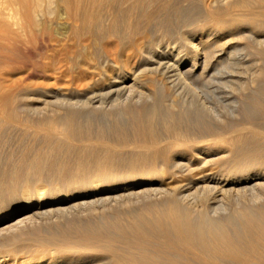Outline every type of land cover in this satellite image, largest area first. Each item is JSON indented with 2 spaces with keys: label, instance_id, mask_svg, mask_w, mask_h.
<instances>
[{
  "label": "bare ground",
  "instance_id": "bare-ground-1",
  "mask_svg": "<svg viewBox=\"0 0 264 264\" xmlns=\"http://www.w3.org/2000/svg\"><path fill=\"white\" fill-rule=\"evenodd\" d=\"M169 2L0 0V56L4 55L5 61L12 58L16 65L20 63L19 67H23L24 61L35 54L34 48L47 52L51 49L49 46L57 42L61 45L60 54L72 62L62 69L61 65L53 66V61L59 57H48L53 61L40 63L43 71L52 70L54 73L61 68V73L56 74L65 77L76 68L80 69L82 77L90 79L86 89L87 103L82 104L85 108L80 107L82 102L79 99L77 103L70 99L75 97L73 88L68 92L53 90L50 95L55 100L40 97L41 102L37 104L25 102L20 105L19 99L24 100L27 96L22 80L27 74L34 73L28 71L14 80L9 70L0 66V219H6L4 226L0 225V249L21 241L23 237L24 232L10 234L8 227L12 226V229L13 225L16 226L14 223L33 219L34 215L54 213L59 218L62 215L60 225H63L56 228V232L55 228L52 229L57 236H62L61 241H54L55 237L53 241L48 239L50 236H45L46 233L44 238L40 235L38 241L39 246L49 248L51 245L52 250L57 248L60 254H53L49 249L53 255L38 256L30 261L29 254L25 253L27 250L9 248L7 255L14 260L21 258L22 264H85L82 263L84 258L97 255L94 263L104 264L99 252H110L111 264H264V209L257 211L243 198L249 192L256 201L264 194V181L253 180L264 177V144L258 140L264 138L261 121L256 123L249 119L233 127L226 126L227 123L226 127L220 126L222 124H216V121L200 124L201 120L184 125V118L182 124L181 114L175 112L158 119V104L155 101L148 103L151 96L149 100L146 97L151 95L147 85L154 80L160 85L165 82L169 85L168 81L174 86L179 83L184 86L190 80L211 77L224 54L230 53L229 48L212 44L220 34L214 27L226 31L232 24L264 28L261 16L264 14V0H210V15L215 17L210 16L213 19L207 22L208 29L191 33L193 37L189 40L188 52L176 45L162 46L154 41L159 44L155 47L151 43V22L161 18L160 10ZM59 11L64 13L60 17L66 18L69 25L55 36L49 20ZM221 13L223 18H216ZM198 34L207 37L197 42L195 37ZM260 49L264 54V46ZM188 61H191L190 66H186ZM108 103L118 106V117L124 115L126 119H119L121 122L115 119L116 123L109 125L105 124L106 121H96L92 114L93 119L89 114V117L83 115L86 119L82 116L88 107L84 104L91 107L90 112H95L108 109ZM260 104L264 109V103L261 101ZM107 109L105 112L109 113L110 108ZM223 142L232 148L230 158L236 163L233 165L237 170L235 179L247 181L246 187H241L246 189L244 191L235 180L226 178L229 176L224 175L226 172L224 177L216 175L214 171L217 170H205L207 162L219 152ZM226 155L227 152L223 156ZM176 170L196 172V176L187 182L184 177L178 187L176 183L173 187L166 181V174L170 172L172 176ZM179 177L182 179L181 175ZM49 195L58 199L54 203H51L53 200L47 202L46 196L47 200L51 199ZM231 195L238 200L232 203L235 204L233 210L228 215L227 211L226 216L219 214L225 209L222 208L223 200ZM201 196L204 200L201 199L203 203L198 206ZM242 198L245 201H241ZM124 199L132 204L151 202L136 208ZM26 200L29 201L25 207ZM124 202L133 208L123 213L116 209L118 213L113 214L108 210V214L99 215V220L89 219V216L88 219L80 217L61 221L95 205L110 203V208L112 204ZM36 220L38 222V218ZM39 220L42 224L48 221ZM55 226L58 227V223ZM116 242L128 247L121 251L114 247ZM5 257L0 255V264L7 263L8 257Z\"/></svg>",
  "mask_w": 264,
  "mask_h": 264
},
{
  "label": "rangeland",
  "instance_id": "rangeland-1",
  "mask_svg": "<svg viewBox=\"0 0 264 264\" xmlns=\"http://www.w3.org/2000/svg\"><path fill=\"white\" fill-rule=\"evenodd\" d=\"M208 4H209V6H208ZM167 7L160 10L159 18L161 17L162 19L161 18L158 20L156 19L155 22H154V20L151 22V27H152L151 39L153 41V42L151 41V43H153L155 47H158L159 44L162 46L166 45V44L172 45V46L176 45L180 49H183L184 51L188 52V51H190V46H188L190 43L189 40H191L193 37V34H191V33L194 30H199V29H203V28H204V30L208 29L207 28V26H208L207 22H211L210 20H212L215 17L213 15H210V12L212 11V10H210L212 8L210 0H170L169 5ZM254 9L260 10L259 8H254ZM60 11L63 12L62 10H60ZM60 11L56 12V15H54L55 17H52L51 20H49V21H51L50 22L51 26L48 23L49 26L51 27V29L52 28L54 29V30L52 29V31L54 32L53 35H55V36H58L60 31L65 30L67 28V26L69 25V22L67 23L66 18H64L62 16L60 17L61 14H64V13H60ZM260 11H262V9ZM58 13H60V14H58ZM57 15H59L60 18L59 17L58 18L60 20L57 18ZM210 16H213V18ZM223 16H224V14L221 13L219 15H216V18H219V17L223 18ZM261 16H262V18H264V14ZM59 22H61L60 25H59ZM65 22L67 23V25H65L66 24ZM152 24H154V26ZM231 26L232 27L227 31L222 30L219 27H214L215 30H217L218 33H220V34H219V36H217L213 39L212 44H216V46H218L220 48L221 47H227V48H229L228 50L230 51V53H229V55L224 54L223 60H221L219 65H217L216 69L213 70L214 73L211 77L210 76H205V78L203 77L205 81L203 80V78H200L199 80L197 79L194 81L190 80L191 82L189 81L190 83L188 82L189 84L187 83L186 85L184 83V86H183V83H181V84L179 83L176 86H174L171 83H169L168 81H167V83L169 85H167L166 82L164 83V85H162V84L160 85L159 81L157 82L155 80L154 81L151 80L152 81L151 84L147 85V90L149 92L151 90V93H150L151 95L146 96V97H148L147 98L148 100L151 98V100H149L148 103L151 101V104H152L155 101V103L158 104V107L160 109L159 110L160 117L157 116L158 119L161 118V116H163V115H164V117H166L167 114L169 115V113L175 112L177 115H178V113H179V115L181 114L180 115V119H182L181 123L183 124L185 121L184 125H188V123H190L189 125H193L198 120H201V121H199L200 124H205V123H209V122H213V123L217 122L216 124H219V123L222 124V125L219 124L220 126L233 127V126L238 125L239 123L241 124L245 120L250 119V120L256 121V123L258 121L259 122L261 121L259 124L262 123L261 125L264 127V123H263L264 122V109L262 107L263 105L260 104L261 101L264 103V54H261L262 52L260 49V47L264 46V41H261V39L263 40V38H264V28H259V27H255V26H248L246 24L245 25L244 24H232ZM155 27H156V30H155ZM157 27L158 28L160 27L161 30H160V28L158 29ZM162 27H164V29H167V30H164ZM162 30L165 31V32H162L163 34L160 32ZM219 30H221V32ZM206 37L207 36H202L201 34H198V36L195 37V40L198 42L200 40L206 39ZM154 41H156L159 44L155 43ZM71 42H73V41H71ZM54 44L52 47L49 46V48H51V49H47V52H46V49L44 50L46 53H42V52H44L43 50L36 51L35 48L34 49L32 48L35 51L34 52L35 54L33 56H31L30 59L28 57L26 59V62L24 61L25 64L22 63V65L24 64L23 67H19V66H21L20 63H19V65H16L17 63L14 62L15 60H13L12 58H6L7 60L8 59H10V60L5 61L4 55L2 57L0 56V60H1L0 63L2 64V65L0 64V66L1 67L3 66L4 68L8 69L9 74H11V76L12 75L14 76V77L12 76L14 78V80L18 79L21 75L23 77L26 74V72L28 73V71L29 72L32 71L34 73V74L29 73L26 75L25 78H23V80H22L23 85L26 87L25 88L23 86L25 88L24 91H25V93L27 92L26 94L25 93L24 94L27 96H26V98H24V100L19 99L18 104L21 105V104H24L26 102V104L30 103V104L34 105V104H37L38 102H41L40 101L41 98H45V97H47V99H49V100H51V99L55 100L56 98L54 96L50 95V94H52L51 92L53 90H58L61 92H63V91L68 92L71 88H73L76 90L75 92H72L75 97L70 98V99L76 101V103L79 99L82 103L79 104V102H80L79 101L78 104L80 105V107L82 106L83 108H85L82 104H83V102L87 103L86 89H88V87L90 85V83H89L90 79H89V77H85V76L82 77V75L79 73L80 69L76 70V68L73 70V72H75V73L71 72L68 75H66L65 77L63 76L64 74L61 75L60 74L61 68L64 69L66 67V65H68L72 61H67L65 56L60 54L61 51H59V48H61V45H59L57 42H55ZM51 50H52V52H51ZM99 53H100V50L97 51V56H99ZM46 56H47V59H46ZM48 57H52V59H53V57L54 58L59 57L60 60L57 58L58 60L56 59V61H53L51 59H48ZM61 57L64 60H62ZM2 58H3V60H2ZM75 59L76 58H74V62H76ZM96 59L98 60V57ZM50 60L54 62L53 66L58 65L56 67H60V65H61V68H59L57 70V72L53 73L52 70H48L49 72L52 71V73L51 72L49 73L48 71L47 72L43 71L42 67L40 66V65H42L40 63H44L45 61L47 63ZM61 60H62V62H61ZM190 64H191V61H188L186 66H190ZM31 65H33V66H31ZM64 65H65V67H64ZM16 66H18L19 68ZM58 72H60L59 73L60 75L56 74ZM28 75H30V76H28ZM71 75H73L72 79H71ZM58 76H59V78H58ZM206 78H208V79H206ZM66 80H68V81H66ZM68 83H70V84H68ZM162 86H165L164 87L165 89ZM160 88L161 89L163 88L164 90L163 89L161 90ZM29 96H30V98H29ZM149 96H151V97L149 98ZM146 97H145V99H146ZM258 98L260 100H258ZM190 100L192 101L191 103H190ZM144 101H145V104H147V100H144ZM201 101H203V102H201ZM60 103H62V102H60ZM63 103H65V102H63ZM202 103H204L205 105ZM112 104H114V103H112ZM84 105L86 107L88 106L86 108V111H89V113L88 112L86 113V111L83 110L82 116L86 115L87 117H89V115L91 116V114H92V116L95 118L96 121L99 119L98 122L102 121L104 123V121H106L105 124L108 123L109 125H111V123L114 124L118 121L121 122V120H119V119H122V121H124L123 119H126L124 117V115H122V114H121L122 118L118 117L119 116V114H118L119 108H117L118 107L117 104H116L117 107H115L114 105H113L114 106L113 107V106H110L111 102H110V105L108 103L109 107L108 106L107 107H108V109L110 108V110H109L110 114L108 112H105V110L107 108L103 111H100V110H96L95 112L92 111L94 114L96 113L95 116L92 112H90L91 107H89V105H87V104H84ZM205 106H207V107H205ZM189 109H190V111H189ZM232 109H234V111H232ZM84 111H85V113H84ZM105 113H107V115ZM207 113H209V114H207ZM97 115H98V117H97ZM105 115L107 116V118ZM110 115H111V119H113V120L109 119ZM86 116H83V117H85L84 119L87 118ZM92 116H91V118H92ZM100 117H101V119H100ZM182 117L184 118V121H183ZM200 118H202V119H200ZM115 119H116V122H115ZM188 119H190V120L192 119V120L190 122H188L189 121ZM158 121H160V120H158ZM226 123H227V125H226ZM245 131L248 132L249 130L246 129ZM263 139L264 138H262V137L258 138V140L261 144H264ZM226 147H228L229 149H227ZM229 151H230V153H229ZM226 152H227L228 156L227 155L223 156V155H225ZM231 154H232V148L228 145V143L223 142L222 147L220 148L219 152L216 155L211 156L212 159H210V161L207 162V165H209V166H207L205 164L206 165L205 170L208 171L209 168H210L209 169L210 172H211V169H212V172L214 170H217V172L214 171V173H216V175H218V176L229 175L227 177L226 176H224V177L229 178V180H231V181L235 180L237 186H239L240 189H242L241 191H244L246 189L241 188V187H244L247 184V181H239V179H235V178H237V176H236L237 170L234 168L236 163L234 162V160L232 158H230ZM230 164H231V166H229ZM255 170H257V169H255ZM230 171L233 173H231ZM177 172L180 174H178ZM184 172L185 173H183L182 171L179 172V170H176L175 173H173V175H172L174 177H172L171 176L172 173L169 172L166 174V176H167L166 181L167 182L169 181L170 185L172 184V186L173 185L175 186V183H176V185L177 184L180 185L179 183L180 182L182 183L185 179L186 180L184 182H187V180L189 178L196 176V172L194 174L193 173L191 174V172L190 171L188 172V170H185ZM224 172H226V173L223 175ZM169 174H170V176H168ZM184 174H185V176H184ZM180 175H181V178L183 180L179 179ZM198 175H199V173H198ZM188 176H190V177H188ZM184 177H185V179H184ZM263 179H264V177L262 176L260 178H254L253 180L264 181ZM237 180L239 181V183H237L238 182ZM178 185H177V187H178ZM247 194H248L247 196L249 198L247 196L243 197V198H246L248 201H250L249 204L251 206H255L257 211H258V209L260 210V208L264 209V198H262L264 196V194L262 197H260V199L256 198L255 199L256 201H254V199H252V196H251V194H249V192ZM233 196H235V195H231L232 198L230 196L226 197L225 198L226 200L224 199L225 201L223 200L224 206L222 208L223 209L225 208V209L222 210L219 214L222 213L221 215L224 214V216H226L225 214L227 213V211H229L227 213V215H228L233 210L232 205L235 206V204H232V203H234V200L236 199V196H235V198ZM49 197L51 198V199H48L49 201L47 200V196H46L45 200L47 202H51L53 200L51 203H54V200L56 201V199H58L56 196L51 197L49 195L48 198ZM203 198H204V196L202 198H200V197L198 198V202H199V203L197 202L198 206L202 205V203H203L202 200H204ZM243 198L240 200L245 201V200H243ZM227 200H228L229 204L227 203ZM26 201L23 203L25 205V207H26V205H28L29 200L27 201V203H26ZM124 201L126 202L127 199H124ZM147 201H150V200H147ZM147 201L139 202V203H135V204L134 203L132 204L129 201H127V202H129L132 206L136 205L135 207L138 208L137 206H141V204H143ZM235 201L237 202L238 200H235ZM251 201H252V203H251ZM125 202H124V204L123 203H118V205L114 204V206H119L116 208L113 206V204H112L113 207L111 206L109 208L108 206H110V203L105 204L103 206L102 205H99V206L95 205L94 207L95 208L97 207V209H94V207L92 209L87 208L86 210L77 212V213H80V215L79 214L77 215V213H74L75 215H73V217H72L71 216L72 214H70L67 217H65L64 219L62 218L61 221L64 222V221H69V220H75V219H78L80 217L81 218L87 217L86 219H88L89 216H90L89 219L92 218V220H97L98 217L100 218V216L102 215L103 212H105V213L107 212L106 214H108V212L110 211L111 213L109 212V214H113V212L115 213V211L117 209L118 211L121 210V212L123 213V211L125 212V211L133 208V207L129 208L130 207L129 203L125 204ZM200 203H201V205H199ZM119 204H121V205H119ZM106 205H107V211H106ZM225 205L226 206L229 205V206H231V208L229 209L228 206L226 208ZM259 206H261V207H259ZM104 208H105V210H103ZM25 210H27V208ZM90 210L92 212H90ZM225 210H226V212H225ZM261 211H263V210H261ZM22 213L26 214V212H22ZM81 213H83V214H81ZM89 213H90V215H89ZM197 213H199V212H197ZM46 215H48V217H46ZM37 216H39V217H37ZM51 217H52V219H51ZM61 217H62V215H60V218ZM37 218H38V222L36 220ZM39 218L41 220H44V221L48 220V221H47V223L43 222V224H42V221H40ZM60 218H59V215L56 214V216H55L54 213H51V215L45 214V216L44 215L43 216L42 215H34L33 219L28 218L29 219V220L27 219L28 221L25 220L22 222L14 223V224H16V226L13 225L14 228H12V229H10L12 226L8 227L9 229L7 228L8 229L7 231H9V233L10 232L14 233L16 231L24 232L23 233L24 235L22 234V236H23L22 239H24V240L21 239V241H19V242L17 241L13 245H6V246L2 247L0 249V253H1L0 255L6 256L5 258L8 257V259L6 260L8 264H19V263L22 264L21 258H17L16 260H14L13 257H11V255L10 256L7 255V251L10 250L11 248H17L20 251H22V250L26 251L27 250L25 253L29 254L28 258L30 261H32L33 259L35 260V258L38 256H43V255L50 256L53 254H60L61 251L59 249L53 247L55 249V252H54V249L52 250V248L50 247L51 245L48 248L47 245H46V247H43L40 245L41 246L40 247L38 244V241L40 240L41 236H43V238H44L46 235L50 236V237H47L48 239H52L55 237L54 241L57 239H59V241H61L62 236L58 235L59 236L58 237L57 234H55V232L57 231L56 228L59 229V227L61 228L63 226V225H60V224H62V223H60ZM32 220H33V222H32ZM31 222H32V224H31ZM56 222L59 225L58 227L55 226V225H57ZM5 223H6V219H0L1 227H2V224L4 226ZM33 224H34V226H33ZM37 225H39V226H37ZM31 226H33V227H31ZM41 227H43V228H41ZM53 228H55V229H53ZM40 229H41V231H40ZM52 229L55 232H53ZM66 230L68 231V229H66ZM5 232H6V229H5ZM51 232H53V233H51ZM44 233H46L45 236H44ZM4 234L7 235L8 232H6ZM51 235H53V236H51ZM37 236L38 237L40 236V237L38 238ZM34 237H37V238H34ZM30 238H31V240H32V238H34L35 241L37 239V242H35L34 240L33 241L29 240ZM52 241H53V239H52ZM31 242H33L35 244H32ZM28 243L32 244V245L29 244V246L31 247V250H30L31 253H30V251H28L29 248H27ZM121 243L116 242L114 247L116 246L121 251H122V248L126 249L128 247V246L121 244ZM119 245L121 248L119 247ZM9 246H11V247H9ZM39 247L41 250L44 249L43 253L41 252L40 249H38ZM45 249L47 251H45ZM49 249L53 254H51ZM57 250H59V251H57ZM1 251H3V254ZM135 251H139V250L135 249ZM44 253H46V254H44ZM99 253H100L99 255H101V257L103 256L102 258H104V261H103L104 264L113 263L112 262L113 259H111V261H110V258H113L111 256L112 254L110 252H109L110 254L105 253V252H103V253L99 252ZM22 254H24V253H22ZM95 258L97 259V255H96V257L94 256V258L93 257L84 258V261H82V263L95 264L94 263ZM107 262H109V263H107ZM79 264H81V262Z\"/></svg>",
  "mask_w": 264,
  "mask_h": 264
}]
</instances>
